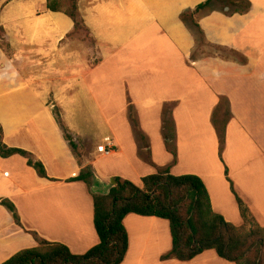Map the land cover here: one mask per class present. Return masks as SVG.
I'll use <instances>...</instances> for the list:
<instances>
[{
  "label": "crops",
  "instance_id": "1",
  "mask_svg": "<svg viewBox=\"0 0 264 264\" xmlns=\"http://www.w3.org/2000/svg\"><path fill=\"white\" fill-rule=\"evenodd\" d=\"M5 1L0 26L11 57L0 48L4 143L31 152L54 179L39 177L19 155L0 157V201L14 204L24 229L63 243L74 254L99 241L88 187L67 181L81 166L56 123L54 106L77 143L91 146L89 152L82 149L85 164L101 180L120 177L141 186L142 177L164 167L175 176L196 175L213 211L241 227L228 177L252 220L264 226V0H249L250 10L243 14H196L205 41L237 55L193 58L196 39L180 14L206 0H79L92 44L72 33L67 15L48 10L47 0H0V7ZM220 97L227 98L230 111L221 156L212 123ZM82 100H88V132L76 120ZM128 100L152 164L140 155ZM168 103L173 104L175 159L161 130ZM105 139L115 144L109 156L96 152ZM123 224L128 249L120 264H234L214 250L186 262L161 261L171 248L168 221L130 213ZM36 246L0 204V264Z\"/></svg>",
  "mask_w": 264,
  "mask_h": 264
},
{
  "label": "trees",
  "instance_id": "2",
  "mask_svg": "<svg viewBox=\"0 0 264 264\" xmlns=\"http://www.w3.org/2000/svg\"><path fill=\"white\" fill-rule=\"evenodd\" d=\"M78 1L47 0V9L67 15L73 22L72 33L86 32L89 36V31L80 16ZM215 2L221 4V8H217ZM225 7L228 8V13L243 14L250 10L251 3L249 0H206L193 10L183 11L180 19L194 33L196 43L199 38L200 42L211 45L205 41L194 17L200 11H224ZM0 31L2 33L0 48L8 54L9 43L4 37L2 26ZM193 57L195 56L192 54ZM172 105L165 104L162 109L161 130L165 148L175 159ZM52 113L64 140L81 166L80 171L67 181H80L88 187L93 201L94 230L99 241L86 252L74 254L65 244L47 241L36 231L24 229L14 204L8 199H3L0 204L11 212L14 223L30 235L37 242V246L22 249L1 264H120L128 249V234L123 220L130 213L168 221L171 248L160 256L161 261L176 259L186 262L206 250H214L219 258L234 264H264V227L254 225L253 228L243 230L227 222L220 214L213 211L208 191L203 181L196 175L175 176L170 174L168 167H164L159 168L156 173L142 177L141 186L114 177L116 183L107 194L91 193L95 172L90 164H85L87 159L84 154L78 152L79 144L63 123L56 106L52 109ZM127 115L133 134L139 143L140 155L147 163L152 164L148 140L140 129L130 100H128ZM229 117L228 100L226 97H220L212 114L220 156L225 143V125ZM13 155L25 158L27 165L32 167L39 177L50 179L42 162L36 160L31 152L8 147L4 143L3 128L0 124V157L8 158ZM225 175L227 176V169ZM50 180L54 181V179ZM227 180L236 197L244 224L249 223L252 218L247 207L235 193L228 177Z\"/></svg>",
  "mask_w": 264,
  "mask_h": 264
},
{
  "label": "rangeland",
  "instance_id": "3",
  "mask_svg": "<svg viewBox=\"0 0 264 264\" xmlns=\"http://www.w3.org/2000/svg\"><path fill=\"white\" fill-rule=\"evenodd\" d=\"M4 2V0H3ZM7 1H5V3L2 4V6L0 7V10L3 9V6L6 4ZM215 6L217 8H221V4L215 2ZM83 34V38L85 40H88V42L90 44H92V39L90 36L87 35V33L85 32L82 33ZM0 38H2V33L0 31ZM2 40H0L1 42ZM4 51V49L2 50ZM5 52V51H4ZM8 57H11V53L10 50L8 49L7 51ZM202 54H219L222 56H230V57H235L237 54H235L234 52L228 50V49H224V48H220L218 46H214V45H208L206 43L200 42L199 38H197V43H196V49L194 50L193 55L194 56H198V55H202ZM54 108V107H53ZM52 108V109H53ZM78 114L76 115V120H77V125L81 128V129H85L88 132V100H82V104L78 102ZM85 109V110H84ZM87 110V111H86ZM103 141V140H101ZM85 149H84V148ZM82 149L86 150L87 152L91 151V146L89 144H83V143H79V148H78V152L82 153ZM84 154V153H82ZM91 189V188H90ZM260 226V227H264L259 225L256 221H254V219L252 221H250L249 223L243 224L241 226V228L243 230H248L250 228H253V226Z\"/></svg>",
  "mask_w": 264,
  "mask_h": 264
},
{
  "label": "water",
  "instance_id": "4",
  "mask_svg": "<svg viewBox=\"0 0 264 264\" xmlns=\"http://www.w3.org/2000/svg\"><path fill=\"white\" fill-rule=\"evenodd\" d=\"M224 10H228V8L225 7ZM115 183L114 178H110L108 181H103L95 175L90 189L91 193L105 195L115 185Z\"/></svg>",
  "mask_w": 264,
  "mask_h": 264
},
{
  "label": "built area",
  "instance_id": "5",
  "mask_svg": "<svg viewBox=\"0 0 264 264\" xmlns=\"http://www.w3.org/2000/svg\"><path fill=\"white\" fill-rule=\"evenodd\" d=\"M115 150V144L111 139H105L101 144L96 147V152L101 156H109Z\"/></svg>",
  "mask_w": 264,
  "mask_h": 264
}]
</instances>
